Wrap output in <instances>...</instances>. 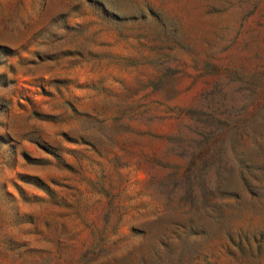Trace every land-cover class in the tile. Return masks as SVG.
Returning <instances> with one entry per match:
<instances>
[{
	"label": "rangeland",
	"instance_id": "obj_1",
	"mask_svg": "<svg viewBox=\"0 0 264 264\" xmlns=\"http://www.w3.org/2000/svg\"><path fill=\"white\" fill-rule=\"evenodd\" d=\"M0 264H264V0H0Z\"/></svg>",
	"mask_w": 264,
	"mask_h": 264
}]
</instances>
